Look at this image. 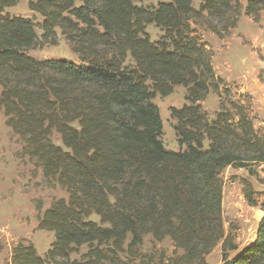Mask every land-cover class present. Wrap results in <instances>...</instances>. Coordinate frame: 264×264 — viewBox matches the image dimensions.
<instances>
[{
    "label": "trees",
    "instance_id": "1",
    "mask_svg": "<svg viewBox=\"0 0 264 264\" xmlns=\"http://www.w3.org/2000/svg\"><path fill=\"white\" fill-rule=\"evenodd\" d=\"M140 1H29L42 19L38 37L30 19L5 13L19 0H0L4 124L21 155L67 195L38 218L37 229L54 236L45 255L19 243L10 264H153L139 251L146 236L172 242L175 257L157 264H208L219 244L221 264H264V216L254 240L239 249L224 232L220 179L230 167L258 180L264 134L254 128L249 97L234 100L224 89L211 50L191 27L228 35L241 0H203L198 9L193 0H168L153 10ZM261 13L264 0H246V17L258 23ZM151 24L162 32L157 41L145 32ZM57 30L79 63L28 54L39 41L56 46ZM178 86L187 105L170 109L179 146L171 151L152 101ZM210 92L219 100L213 121L201 107ZM241 183L247 204L257 206L251 184ZM82 246L86 253L71 260Z\"/></svg>",
    "mask_w": 264,
    "mask_h": 264
},
{
    "label": "rangeland",
    "instance_id": "2",
    "mask_svg": "<svg viewBox=\"0 0 264 264\" xmlns=\"http://www.w3.org/2000/svg\"><path fill=\"white\" fill-rule=\"evenodd\" d=\"M29 1L32 0H19L15 7L5 10V13L11 17L30 19L36 25V35L40 37L42 32L37 25L42 19L29 11ZM202 1L193 0L192 7L198 9ZM161 2L168 0H141L135 2V5L153 10ZM241 3L243 11L236 28L222 38L211 33L202 23L192 24L191 27L195 29L201 42L211 50L212 67L216 76L226 83L224 89H229L234 100L237 99V95L243 94L249 97L254 128L264 134V13L260 14L259 22L254 23L244 14L246 0H241ZM145 32L151 41H157L162 35L153 24L147 25ZM56 33V46L39 41L28 54L36 59H59L79 63L60 32L57 30ZM185 95V89L178 86L169 96L156 95L152 101L159 110L163 127L161 140L167 150H179L173 131L175 122L170 117V109H179L187 105ZM201 107L207 115V120L213 121L219 107L218 97L210 92ZM51 141L61 146L57 135L54 134ZM21 148L22 145L17 137L5 126L0 112V264H10L12 249L19 243L31 244L37 254L43 257L50 248L54 236L50 232L37 229L38 218L54 200L67 198L64 190L54 181L44 179L41 170L35 168L28 161L27 156L21 155ZM254 170L258 174V180L249 176L244 169L235 170L228 167L220 173L223 186V228L225 234L234 237L239 249L254 240L257 224L261 220L258 219L259 213H264L260 208L264 200V166L255 167ZM242 180L251 184L257 206H249L244 199ZM90 220L98 222L99 219L92 216ZM86 251V246L80 247L77 253L70 255L71 260H80V256ZM139 251L142 255L151 256L153 264H157L159 260L166 261L175 257L169 239L156 243L152 242L150 236H146ZM180 254L181 252L177 251L175 255ZM121 259H125V256H121ZM206 262L221 264L220 244L206 258Z\"/></svg>",
    "mask_w": 264,
    "mask_h": 264
},
{
    "label": "bare ground",
    "instance_id": "3",
    "mask_svg": "<svg viewBox=\"0 0 264 264\" xmlns=\"http://www.w3.org/2000/svg\"><path fill=\"white\" fill-rule=\"evenodd\" d=\"M263 216H264V214L259 213V216L258 217H260V218H258V219H261Z\"/></svg>",
    "mask_w": 264,
    "mask_h": 264
},
{
    "label": "water",
    "instance_id": "4",
    "mask_svg": "<svg viewBox=\"0 0 264 264\" xmlns=\"http://www.w3.org/2000/svg\"><path fill=\"white\" fill-rule=\"evenodd\" d=\"M262 214H264L263 212H261Z\"/></svg>",
    "mask_w": 264,
    "mask_h": 264
},
{
    "label": "crops",
    "instance_id": "5",
    "mask_svg": "<svg viewBox=\"0 0 264 264\" xmlns=\"http://www.w3.org/2000/svg\"><path fill=\"white\" fill-rule=\"evenodd\" d=\"M209 257V256H208ZM208 257H206V258H208Z\"/></svg>",
    "mask_w": 264,
    "mask_h": 264
}]
</instances>
